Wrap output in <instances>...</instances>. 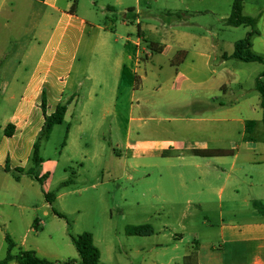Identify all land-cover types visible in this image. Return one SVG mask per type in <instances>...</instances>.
Listing matches in <instances>:
<instances>
[{
  "label": "crops",
  "instance_id": "1",
  "mask_svg": "<svg viewBox=\"0 0 264 264\" xmlns=\"http://www.w3.org/2000/svg\"><path fill=\"white\" fill-rule=\"evenodd\" d=\"M233 1L0 0V110L5 111L0 118V228L5 222L6 208L22 201V182L30 179L34 185L35 179L28 174L34 167V146L47 117L59 107H67L63 123L54 127L66 125L64 150L70 146L73 121L81 132L90 122L93 108L104 110V119L115 116L121 104L144 100L143 93L148 88L160 90L169 85L161 79L162 74L171 75V90L184 82L190 83V87L212 84L223 97L229 95L233 84L224 78L239 75L231 71L228 63L237 60L232 55L241 40L232 39L231 32L245 29L246 37L254 30L252 50L264 57V0L244 2L243 14L254 18V28L229 25ZM153 4L163 11L157 14ZM150 43L164 46L163 52L152 53ZM263 72H259L255 85L258 79L264 80ZM245 78L241 71V81L235 83L241 90ZM259 95L255 103L245 99L230 104L194 99L165 103L168 108L190 114L181 115L182 120L203 123L196 124L201 131L214 124L241 123L243 144L241 149H235L237 152L233 150V155L217 156L215 163L210 162L205 175L222 180L225 175L221 186L214 188L215 184L209 181L193 184L200 196L216 191L220 202L231 205L233 212L241 211V219L225 220L220 206V224L215 235L211 229L216 226L207 216L203 223L206 232L194 234V241L179 257L181 261L175 263V258L162 264H264V144L255 134L264 118ZM9 125L13 128L7 135ZM182 128L188 129L189 125ZM205 136H201V141L164 142L155 153L164 156L167 149L179 155L194 150H227L222 147L224 135ZM78 147L77 144V152H82ZM228 157L232 161L241 158V178L234 177L232 168H224ZM44 162L43 159L37 173L47 181L51 172L42 171ZM179 188L188 189L189 185L181 182ZM205 203L210 202L188 199V205H195L196 211H203ZM191 216L192 210L182 213V230L186 227L183 222ZM153 230L154 235V227ZM175 239L178 249L185 236L178 233ZM192 252L195 257L186 259ZM190 259L191 262H185Z\"/></svg>",
  "mask_w": 264,
  "mask_h": 264
},
{
  "label": "rangeland",
  "instance_id": "2",
  "mask_svg": "<svg viewBox=\"0 0 264 264\" xmlns=\"http://www.w3.org/2000/svg\"><path fill=\"white\" fill-rule=\"evenodd\" d=\"M153 8L157 14L163 11L162 8L158 10L156 4ZM243 30L231 32L232 39H243ZM228 65L240 76H225L224 79L233 84L226 97L212 84L190 87V83L184 82L171 90L172 78L166 73L161 79L169 85H163L160 90L148 88L143 93L144 100H134L132 105L121 104L115 116L104 119V110L93 108L92 116L88 118L90 122L82 127L81 132L73 121L70 146L66 149L63 150L66 125L57 126L48 140L44 134L40 157L45 161L42 171L51 172L50 180L42 179L43 184L35 180L34 185L30 179L22 182V201L5 210V222L0 228V259L7 255L5 236L9 234L18 245L14 254L19 248L34 250L39 257L55 264H67L71 260H79L70 236L90 232L102 253V262L106 264H162L178 258L176 263L181 261L179 257L194 241V234L206 232L203 223L207 216L216 226L211 229L215 235L220 224V206H223L225 220L241 219V211L233 212L231 205L220 202L216 191L209 192L207 196L196 194L194 183L209 181L215 184V188L225 181V175H222L224 180L205 175L210 162L215 163V157H200L193 151L179 155L169 149L164 156L155 153L164 142L201 141L205 134L224 135L222 147L228 151L241 149V123L214 124L212 128L201 131L196 129V124L203 123L182 120L181 115L187 117L190 114L175 107L168 108L165 104L192 99L207 103L230 104L232 101L241 102V99L257 102L260 95L255 90V81L264 65L238 60ZM241 71L246 74L243 90L235 84L241 81ZM207 79L209 77L203 78ZM4 112L0 110V118ZM193 117L196 116L193 114ZM187 124L188 129L182 128ZM255 134L264 144L263 123L256 127ZM77 144L82 152H77ZM228 160L224 168H232L234 177L241 178V158L232 161L228 157ZM70 178L75 182L65 185ZM181 182H186L189 188L180 189ZM47 193L55 195L53 207L66 219L53 214L46 203ZM188 199L209 200L210 203L204 204L203 211H196L195 205H188ZM187 210H192L194 216L183 222L186 227L182 230L180 217ZM34 223L39 230L33 229ZM143 224H152L155 234L136 237L126 233L127 226ZM165 227L167 230L164 231ZM178 233H183L185 240L176 249L178 241L175 235ZM160 243L165 246L158 247ZM195 255V252L190 253L191 258ZM185 262L189 263L191 259Z\"/></svg>",
  "mask_w": 264,
  "mask_h": 264
},
{
  "label": "trees",
  "instance_id": "3",
  "mask_svg": "<svg viewBox=\"0 0 264 264\" xmlns=\"http://www.w3.org/2000/svg\"><path fill=\"white\" fill-rule=\"evenodd\" d=\"M244 2L245 0L233 1L232 13L228 19V23L229 25L234 27L245 26V27L254 28L255 25L254 18L243 14ZM254 34L255 31L251 30L246 35L245 38L237 41L235 45L234 54L232 55L233 59H237L243 62H257L264 64V57L256 54L252 50L253 45H252L251 37ZM149 49L152 53H161L163 52L164 46L155 43H150ZM262 77H264V72L262 74ZM256 89L261 94V100H262L261 105L264 110V80L262 78L257 80ZM66 111H67V107L61 106L56 110L54 114L47 117L43 132L41 133L38 141L34 146V151L32 155V161L34 167L28 171V174L31 177H33L35 180H37L40 184H43V181L41 178L38 177L37 169L43 162V158L40 157L42 136L45 134L46 139L49 138V136L52 134L54 127L56 125H61L63 123ZM263 123H264V118H263ZM250 124H253V122H251ZM11 128H13L12 125H9L6 128L7 135H10L9 129ZM193 154L200 157H217V156H229V155H233L234 153L233 151H228V150H194ZM7 171L10 170L7 168ZM70 183H72L71 180L66 181L65 185H69ZM45 197H46V202L49 203V205L52 208L53 214L61 219H66V216L64 214L58 212L53 207V204L56 200L55 195L51 193H47L45 194ZM37 221L38 220H36L35 222L37 223ZM33 228L36 231L39 230L37 224L35 223ZM126 233L130 236H151L153 235L154 230L152 225L150 224L129 225L126 228ZM70 238L77 252L79 253L80 260L79 261L71 260L67 262V264H106L101 260V251L96 246L94 235L92 233L85 232L80 235H71ZM6 242L8 244V252L4 259H0V264H11L12 262L15 261L18 264H55L47 259L39 257L36 251L34 250L19 249L18 253L14 254V250L17 247V244L10 235L6 236ZM188 258H191V256L187 257L186 259Z\"/></svg>",
  "mask_w": 264,
  "mask_h": 264
}]
</instances>
